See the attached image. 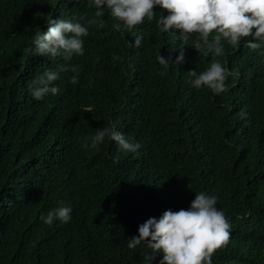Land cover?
Returning a JSON list of instances; mask_svg holds the SVG:
<instances>
[{"label": "trees", "instance_id": "16d2710c", "mask_svg": "<svg viewBox=\"0 0 264 264\" xmlns=\"http://www.w3.org/2000/svg\"><path fill=\"white\" fill-rule=\"evenodd\" d=\"M95 11L89 0H0V264H146L147 250L128 240L199 192L217 197L230 223L212 264H264V49L248 48L251 37L223 41L227 91L195 89L187 72L213 62L192 47L199 34L165 32L159 6L128 31L105 7L83 56L33 55L49 21L86 24ZM60 64L79 66L78 83L60 73V92L35 100L32 81ZM103 127L141 147L126 152L108 137L85 147ZM61 205L73 209L68 223L40 219Z\"/></svg>", "mask_w": 264, "mask_h": 264}, {"label": "clouds", "instance_id": "9594fccd", "mask_svg": "<svg viewBox=\"0 0 264 264\" xmlns=\"http://www.w3.org/2000/svg\"><path fill=\"white\" fill-rule=\"evenodd\" d=\"M96 8L95 17L85 23L72 22L66 19L49 21L46 33L38 35L34 41L33 55L47 56L51 59L62 56L65 61L74 55H84L83 37L89 35L90 25L103 26V9L106 7L115 20L122 22L124 28L132 31L144 23L145 18L152 20L156 13L153 9L159 6L167 16L157 20V26H162L165 32H179L182 41H187L191 34H199L198 41L192 47L202 51L204 55L213 54L210 67L198 73L189 70L188 76L193 88L207 87L214 94L227 91L225 81L231 73L216 59L224 52L223 41L231 46H237L243 38L251 37L247 47L252 50L264 49V0H89ZM83 21L84 17H80ZM119 30L120 23L114 25ZM215 33L212 39L210 35ZM142 35L135 36L134 47H140ZM176 64L184 62V51ZM264 55V51L260 53ZM157 61L165 70L171 62L157 54ZM119 60L118 56L113 57ZM75 73L71 83H78L79 66L60 64L56 70H47L32 81L31 95L37 101L51 94L60 92L55 82L60 79V73ZM108 137L115 141L121 150L137 152L139 143L130 142L121 132L114 128H98L89 137L90 145L85 147L98 148ZM218 199L206 192L195 194L189 209L173 212L167 210L157 220L149 218L138 227V236L128 240L127 247L136 249L143 246V259L146 264H153L157 256L162 255L159 264H212L213 254L230 240V223L222 210L216 205ZM73 209L61 205L42 214L40 219L48 225L54 220L68 223Z\"/></svg>", "mask_w": 264, "mask_h": 264}]
</instances>
